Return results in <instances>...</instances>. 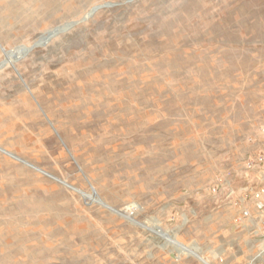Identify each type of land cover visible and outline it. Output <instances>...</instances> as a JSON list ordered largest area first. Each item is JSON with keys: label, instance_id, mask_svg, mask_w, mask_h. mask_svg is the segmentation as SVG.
<instances>
[{"label": "rangeland", "instance_id": "374dc122", "mask_svg": "<svg viewBox=\"0 0 264 264\" xmlns=\"http://www.w3.org/2000/svg\"><path fill=\"white\" fill-rule=\"evenodd\" d=\"M76 49L117 109L56 103ZM260 156L264 0H0V264H264Z\"/></svg>", "mask_w": 264, "mask_h": 264}, {"label": "bare ground", "instance_id": "6f19581e", "mask_svg": "<svg viewBox=\"0 0 264 264\" xmlns=\"http://www.w3.org/2000/svg\"><path fill=\"white\" fill-rule=\"evenodd\" d=\"M211 5L213 6L214 3L213 4L211 3ZM19 49L20 50L25 49V46H21ZM76 50H78L77 53H75L76 51H73V53L66 55L62 59L61 63L62 64L64 63L63 67H68V69L75 71L74 70L76 68L75 59L79 55H85L87 57H91L90 62H92V65L86 68L81 73H74L75 83L72 85V88L70 90L63 91L62 87H60L61 90L56 93V101H57L56 103L61 104L66 100H70L71 98L75 100V99H79L78 97H81L84 100L83 103L85 104L93 103L102 107H106L110 105L113 109H117L118 103H116L115 101L114 102L110 101L113 99L114 100L117 99L119 82L117 80L116 75L118 72L129 73V71L126 70V68L125 70L119 69L120 70L119 71L114 67L112 68V66L109 63L101 64L100 62H98V58L96 57L97 53H93L89 55V53L86 52L84 53L79 52V49ZM7 54L9 53L7 52ZM126 94H129V92L126 91ZM178 245H181L183 249H185L187 252L200 257L205 263L210 264L205 259V257L201 256L195 249L186 247L182 243H179Z\"/></svg>", "mask_w": 264, "mask_h": 264}, {"label": "built area", "instance_id": "2783aa9c", "mask_svg": "<svg viewBox=\"0 0 264 264\" xmlns=\"http://www.w3.org/2000/svg\"><path fill=\"white\" fill-rule=\"evenodd\" d=\"M264 161V156H260V160L251 162L250 164H257ZM217 188H215L216 190ZM229 196L236 201V204L241 206L242 212L238 219L241 221L249 220L252 217H257L260 224L258 229L264 234V183L259 185H250L242 187L241 189H230L228 191ZM253 201L252 204L256 208V212H253L251 206L247 205V202Z\"/></svg>", "mask_w": 264, "mask_h": 264}, {"label": "crops", "instance_id": "0c3cea01", "mask_svg": "<svg viewBox=\"0 0 264 264\" xmlns=\"http://www.w3.org/2000/svg\"><path fill=\"white\" fill-rule=\"evenodd\" d=\"M228 195H229V193H228ZM251 202H253V201H251ZM251 209L253 212H256V208L254 207L253 204H251ZM245 222H248V223H245ZM244 223H245V226H247V230L251 235L260 237L259 238L260 240H262V238H264V234L261 233L260 229H258L260 222H259L257 217H252L249 220H244Z\"/></svg>", "mask_w": 264, "mask_h": 264}]
</instances>
